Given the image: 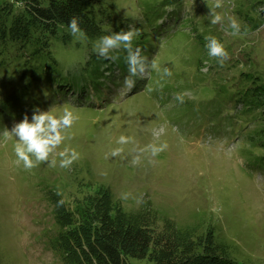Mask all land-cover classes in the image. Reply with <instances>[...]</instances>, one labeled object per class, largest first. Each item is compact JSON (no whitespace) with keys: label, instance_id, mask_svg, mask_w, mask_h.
<instances>
[{"label":"rangeland","instance_id":"374dc122","mask_svg":"<svg viewBox=\"0 0 264 264\" xmlns=\"http://www.w3.org/2000/svg\"><path fill=\"white\" fill-rule=\"evenodd\" d=\"M214 2L104 0L112 18L106 26L109 34L138 29L134 46L161 71L167 67L172 72L161 78L150 69L131 90L124 84L127 68L121 74L104 58L99 67H91L98 39L75 37L56 44L58 69L70 74L66 81L71 86L84 80L96 83L98 72L89 71L99 68L105 84L98 90L93 83L85 92L69 90L66 100L54 90L57 100L35 104L34 109L59 114L69 108L79 115L68 130L72 139L57 150L70 146L79 152L71 167H59L56 156L55 167L45 162L26 171L14 153L15 139L0 140V264H61L53 248L57 227L49 191L54 188L67 203L86 192L106 193L114 212L149 223L156 231L172 226L195 229L193 235L211 231L232 259L229 264H264V171L247 164L259 154L252 140L257 110L250 111L251 118L243 110L250 102L241 76L264 75V0H223L224 7L216 9L226 17L223 25L210 22ZM227 16L241 22V34L232 35ZM209 36L220 40L229 54L222 67L208 55ZM15 69L13 61L0 66V96L8 92L10 79L20 82ZM177 93L185 94L184 103L175 100ZM34 109L26 112L29 120ZM23 116L4 120L0 132L11 130ZM122 134L134 142L123 146L121 156L106 158L120 147ZM161 142L168 147L155 157L140 151ZM137 156L140 162L134 164Z\"/></svg>","mask_w":264,"mask_h":264},{"label":"trees","instance_id":"16d2710c","mask_svg":"<svg viewBox=\"0 0 264 264\" xmlns=\"http://www.w3.org/2000/svg\"><path fill=\"white\" fill-rule=\"evenodd\" d=\"M103 2L0 0V66L10 65L13 61L20 79L17 83L10 79L8 92L0 96V125L9 117L19 115L23 109H34L35 104H41L45 99L55 101L59 91L66 99L63 95L67 87L84 92L86 87H91L92 80L72 86L66 81L70 74L67 75L63 68L58 69L56 44L75 40L68 28L73 16L80 18L81 29L92 41L108 35L106 26L111 24L112 18ZM19 3L24 7H17ZM258 3L260 1L252 3L251 7L256 8ZM78 43L77 46L80 45ZM94 53L89 60L93 68L99 67L102 59ZM118 53L119 60L110 62L109 66L111 69L112 64H116L124 74L126 53ZM96 71L97 82L92 87L98 90L105 81L101 79L103 73L100 68L89 72ZM241 76L245 77L243 88H247L248 95L244 94L250 102L243 110L248 111L250 118V111L255 113L257 110L254 122L258 126L253 127L252 140L259 154L248 159L247 164L252 166L264 161V75L242 72ZM250 77L254 79L252 82ZM49 192H52L50 200L54 205L57 227L53 248L61 264H132L143 259L150 264H229L232 261L223 244L214 240L215 235L211 231L193 235L195 229L173 226L156 231L149 223L137 222L136 218L114 212L106 193L86 192L84 196H75L73 202L58 204L60 192L56 188Z\"/></svg>","mask_w":264,"mask_h":264},{"label":"clouds","instance_id":"9594fccd","mask_svg":"<svg viewBox=\"0 0 264 264\" xmlns=\"http://www.w3.org/2000/svg\"><path fill=\"white\" fill-rule=\"evenodd\" d=\"M16 6L19 8L24 7L23 3H19ZM222 7H224L223 0H215L213 7H210L209 16L213 25H223L226 17L216 11V9ZM227 20L228 26L233 30L232 35L241 34V22L234 16H227ZM68 28L73 37L77 39L85 37V33L80 27L79 17H71L68 22ZM140 35L141 33L138 29L128 28L127 30L101 36L93 45V51L98 57L110 59L113 62L119 60V55L113 54L114 52L123 50L126 53L125 62L128 75L124 79V84L129 90L135 87L138 79H144L150 69L160 73L161 78L172 75V72L167 67H164L161 71L160 66L155 61L149 62L148 58L143 54V50L139 46H134V40ZM206 39L208 55L216 59L221 67L224 66L225 61L229 57L225 45L214 36H209ZM148 91L152 92L154 89L150 87ZM175 100L181 104L184 103L185 94L177 93ZM79 118V115L69 108H65L59 114L54 113L50 109L42 111L36 108L32 113L31 120L25 114L19 122L14 123L11 130L5 128L3 132H0V140L7 143L9 140L15 139L13 145L14 153L18 161L22 162L26 171H31L45 162L50 167H55L57 165L56 156L60 158L59 167L69 168L75 161L80 159L79 152L70 146H65L60 151L57 150L60 149V146L66 140L72 139V135L68 130L73 127ZM133 142L132 137L120 135L117 140V144L120 147L112 149L106 158L121 156L124 153L123 146ZM167 147L166 142L152 143L140 149V151L150 153L151 156L155 157L165 151ZM50 157L52 158L50 159ZM139 162L140 157H135L133 163L137 164ZM122 198L127 199V194L122 195ZM62 203V200L58 202V204Z\"/></svg>","mask_w":264,"mask_h":264}]
</instances>
